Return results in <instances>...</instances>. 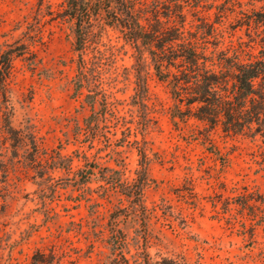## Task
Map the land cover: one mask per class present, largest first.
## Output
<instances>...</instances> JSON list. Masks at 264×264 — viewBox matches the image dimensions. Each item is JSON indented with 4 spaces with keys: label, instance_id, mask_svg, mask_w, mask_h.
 <instances>
[{
    "label": "rangeland",
    "instance_id": "rangeland-1",
    "mask_svg": "<svg viewBox=\"0 0 264 264\" xmlns=\"http://www.w3.org/2000/svg\"><path fill=\"white\" fill-rule=\"evenodd\" d=\"M211 3L216 51L260 56L264 0ZM66 5L0 0V46L27 47L0 89V264H264V138L174 118L146 48L96 24L78 51Z\"/></svg>",
    "mask_w": 264,
    "mask_h": 264
},
{
    "label": "trees",
    "instance_id": "trees-1",
    "mask_svg": "<svg viewBox=\"0 0 264 264\" xmlns=\"http://www.w3.org/2000/svg\"><path fill=\"white\" fill-rule=\"evenodd\" d=\"M211 1L153 0L149 6L144 0H67L65 14L76 26L78 51L95 43L96 24L102 31L106 27L118 30L137 51L146 48L156 76L169 85L178 103L174 118L186 123L192 116L211 129L221 125L225 132L264 138V49L246 61L239 51L217 52L221 33L214 25L222 23L224 11L213 24L198 11L211 10ZM187 7L202 22L195 30L188 27ZM260 15L253 22L264 25V14ZM26 51V45L6 50L0 46V89L7 88L15 58ZM82 77L89 79L87 73ZM116 259L112 264H129L124 257L119 263Z\"/></svg>",
    "mask_w": 264,
    "mask_h": 264
}]
</instances>
